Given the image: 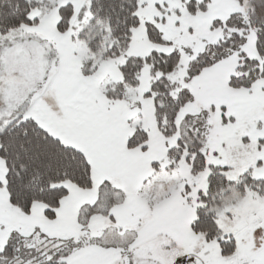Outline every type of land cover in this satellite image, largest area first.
Instances as JSON below:
<instances>
[{
	"label": "snow or ice",
	"instance_id": "snow-or-ice-1",
	"mask_svg": "<svg viewBox=\"0 0 264 264\" xmlns=\"http://www.w3.org/2000/svg\"><path fill=\"white\" fill-rule=\"evenodd\" d=\"M0 264H264V0H0Z\"/></svg>",
	"mask_w": 264,
	"mask_h": 264
}]
</instances>
